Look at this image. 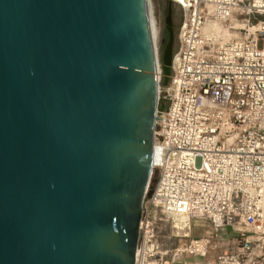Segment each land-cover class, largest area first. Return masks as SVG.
Segmentation results:
<instances>
[{
	"label": "water",
	"instance_id": "1",
	"mask_svg": "<svg viewBox=\"0 0 264 264\" xmlns=\"http://www.w3.org/2000/svg\"><path fill=\"white\" fill-rule=\"evenodd\" d=\"M161 69L151 0H0V264H135Z\"/></svg>",
	"mask_w": 264,
	"mask_h": 264
},
{
	"label": "built area",
	"instance_id": "2",
	"mask_svg": "<svg viewBox=\"0 0 264 264\" xmlns=\"http://www.w3.org/2000/svg\"><path fill=\"white\" fill-rule=\"evenodd\" d=\"M172 1L182 20L135 264H264V0ZM234 21L244 36L229 35ZM164 226L183 242L169 247Z\"/></svg>",
	"mask_w": 264,
	"mask_h": 264
},
{
	"label": "rangeland",
	"instance_id": "3",
	"mask_svg": "<svg viewBox=\"0 0 264 264\" xmlns=\"http://www.w3.org/2000/svg\"><path fill=\"white\" fill-rule=\"evenodd\" d=\"M151 8L152 10H154L153 17L156 21V24H157V27L159 28V33H160L158 38L155 41H156L158 56L160 60V66L162 69L161 58L163 56L164 49L169 39L167 25H166L167 17L171 9L173 30L175 33V41H174V51H175L177 47L176 36H177L178 28L182 20V13H181V9L172 0H151ZM237 24L241 25L239 21H234L232 24L233 28L228 30L229 35H231L232 37H242L245 34V32L242 31L240 27H234ZM164 81H165V75L161 73L160 84L164 83ZM157 178H158V175L156 174L151 179L150 188H153L155 186ZM172 232H174V230H172L171 227H168V226L163 227V235L167 238L166 240L168 241L167 245L169 247H177L183 241H180V239L174 238V237L171 239H168L169 236L172 235ZM206 235H207V228H199L193 231L192 237L198 238V237H204ZM230 239L233 240V236H231ZM214 244H216V241L214 242ZM227 250H229V247L226 244H224L220 246L219 248H217L216 251L211 250L210 253L208 254V258H212L218 254H222L226 252Z\"/></svg>",
	"mask_w": 264,
	"mask_h": 264
},
{
	"label": "bare ground",
	"instance_id": "4",
	"mask_svg": "<svg viewBox=\"0 0 264 264\" xmlns=\"http://www.w3.org/2000/svg\"><path fill=\"white\" fill-rule=\"evenodd\" d=\"M153 11L154 10H152V8H151V32H152V37L155 41L158 38L160 33H159V28L157 27L156 21L153 17Z\"/></svg>",
	"mask_w": 264,
	"mask_h": 264
},
{
	"label": "trees",
	"instance_id": "5",
	"mask_svg": "<svg viewBox=\"0 0 264 264\" xmlns=\"http://www.w3.org/2000/svg\"><path fill=\"white\" fill-rule=\"evenodd\" d=\"M161 64H162V68H163V60H162V58H161Z\"/></svg>",
	"mask_w": 264,
	"mask_h": 264
},
{
	"label": "flooded vegetation",
	"instance_id": "6",
	"mask_svg": "<svg viewBox=\"0 0 264 264\" xmlns=\"http://www.w3.org/2000/svg\"><path fill=\"white\" fill-rule=\"evenodd\" d=\"M166 25H167V21H166ZM167 31H168V26H167Z\"/></svg>",
	"mask_w": 264,
	"mask_h": 264
}]
</instances>
